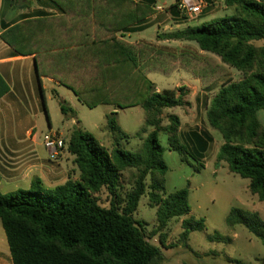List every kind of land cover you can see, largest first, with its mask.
I'll return each mask as SVG.
<instances>
[{"label":"trees","instance_id":"obj_1","mask_svg":"<svg viewBox=\"0 0 264 264\" xmlns=\"http://www.w3.org/2000/svg\"><path fill=\"white\" fill-rule=\"evenodd\" d=\"M50 1L69 15L70 23L57 26L53 18L29 19L3 32L2 40L18 55H36L39 81L43 76L57 81L90 108L100 103H112L117 109L140 106L146 114V124L154 130L141 153L126 152L117 140L128 135L116 123L115 111L107 116L108 129L117 136L112 153L93 134L80 128L72 131L68 151L74 156L79 180L69 179L49 190L35 177L28 190L6 195L0 191V220L12 264H159L162 250L147 241L133 215L146 193L148 174L158 173L163 179L168 172L160 133L169 136L173 150L186 151L177 137L180 118L171 115L170 125L162 126L165 109L187 105L186 90L158 92L147 74L170 72L149 67L152 62H147V56L116 35L151 16L156 0H145L143 4L132 0ZM10 2L14 10L29 5L22 0ZM224 4L233 10L232 15L169 32L163 38L195 42L201 51L215 54L245 74L241 81L221 86L210 102L207 119L224 140L218 163H227L231 173L249 179L250 192L264 202V126L257 117L264 110V47L254 45L264 39V0H224ZM174 8L172 5L170 11ZM65 33L85 39L59 43ZM68 47L82 54L101 52L102 56H60ZM8 91L0 76V97ZM41 96L47 112L42 88ZM61 111L75 115L64 103ZM126 169H137L140 175L121 211L117 199L120 176ZM102 189L113 198L109 208L101 207L94 197ZM153 189L165 193L164 179ZM188 196V189L164 198L152 194L160 227H166L174 218L190 215ZM204 222L185 220L183 238L203 229ZM227 225L244 226L264 245V221L259 214L232 209Z\"/></svg>","mask_w":264,"mask_h":264},{"label":"rangeland","instance_id":"obj_2","mask_svg":"<svg viewBox=\"0 0 264 264\" xmlns=\"http://www.w3.org/2000/svg\"><path fill=\"white\" fill-rule=\"evenodd\" d=\"M175 1L156 0L152 15H158L163 25L160 27V32L147 38L148 41L134 42L128 36L124 37L122 33L116 34L117 38L134 45L136 52L147 56V62H152L149 67L155 66L170 72L169 75L155 71L147 74V78L155 85L158 92L164 90L179 92L181 88L186 90L187 105L165 109L162 114L163 127L170 125L171 115H177L185 123L183 127L180 124L177 137L186 151L173 150L168 140L169 136L160 133V144L166 149L163 160L168 165V172L163 176L165 193L156 192L153 189L154 184L163 180L162 177L158 173H149L145 180L146 193L141 197L133 218L143 228L147 241L162 250L163 259L159 264H264V245L261 240L242 225L235 227L227 225V218L232 209L257 213L264 221V202L250 192L249 179L231 173L227 163H218L219 150L224 140L220 132L210 126L207 119L210 102L221 86L229 81H241L245 74L223 63L215 54L201 51L195 42L163 38L178 24L179 19L173 17L172 19L171 16L178 15L177 17L184 20V23L198 25L197 18L187 19L181 16L176 8L170 11ZM144 2L145 0H137L136 3ZM32 3L37 6L39 0H32ZM208 3L211 5L202 14L208 10L217 12L213 18H209L210 20L233 14L232 10L223 11L224 4L218 0H211ZM56 6L59 8L58 15L44 18L55 19L57 26L70 23L69 15L58 5ZM157 6L164 7V11L158 12ZM254 45L264 47V39L254 42ZM70 48L68 47L66 53H61L60 56H72L75 52H68ZM86 56L102 55L101 52L98 54L97 51H88ZM190 67L195 70L194 73L188 69ZM63 88L70 97H65L63 102L48 88L47 103H45L47 112H45L44 103L41 104V114L38 117L31 115L30 121L25 120L24 125H29L28 128L35 126L34 133L40 134L41 137L43 133L49 131L47 118L51 123L53 122L54 130L64 125L66 129L72 127L71 119L66 120L61 111V103H64L67 108L74 110L75 120L80 129L93 134L99 143L112 153L117 136L108 129L107 116L117 111L116 123L128 135L127 138L117 140L120 149L133 154L143 151L144 142L154 128L146 124V114L140 106L117 109L112 103H100L90 108L80 102L73 91L64 86ZM69 114L71 115V113L67 115ZM259 119L263 121L264 110L259 112ZM40 151L43 152L42 155L45 154L44 148L41 147ZM66 165L64 162L63 167L66 168ZM76 170L79 174L78 169ZM139 175L140 172L137 169H126L122 172L117 199L120 202L121 211L128 195L135 188ZM182 189L189 191L190 215L174 218L166 227H160L157 219L158 208L152 201V194H159L164 198ZM94 197L103 208H109L113 200L106 189H102ZM189 218L194 222L204 220V228L192 231L185 240L183 222ZM0 255L3 260L5 256L7 257V264H12L1 220Z\"/></svg>","mask_w":264,"mask_h":264},{"label":"crops","instance_id":"obj_3","mask_svg":"<svg viewBox=\"0 0 264 264\" xmlns=\"http://www.w3.org/2000/svg\"><path fill=\"white\" fill-rule=\"evenodd\" d=\"M22 1L25 2L26 0ZM132 1L137 2V0ZM218 1L224 4V0ZM28 2L27 7L14 10L10 5V0H0V76L9 87V91L0 97V191L4 195L18 190L30 189L32 180L35 177L39 178L42 185L49 190L65 184L69 179H80V173L78 174L73 163L74 156L68 151V142L72 131L75 128H80L76 123L75 115H65L66 120L71 119L70 124L72 127L67 129L64 125L62 128L54 130L53 122L51 123L50 119L47 118L49 131L43 133L42 137L40 134L36 135L34 133L35 126L28 128L29 125H24L25 120L30 121L31 115L34 114L35 117H38L42 112L41 88L45 103H47L46 92L48 88L56 98L63 102L65 97L69 96L57 81L45 76L41 77V81H39L35 70V54L18 55L1 38L3 32L22 21L56 16L59 13V8L49 0H39L37 6L32 3V0ZM206 2L208 6L211 5L208 3L211 0H206ZM223 7V11L232 10L227 8L225 4ZM207 8L209 7L204 8V10H207ZM211 11L208 10V12L197 16V24L201 25L209 21V18H213L214 14H217L214 10ZM177 16H171V18L179 20L175 28L170 29V32L188 26H196L184 23L185 21L180 20ZM162 25L159 16L155 14L118 33H122L124 37L128 36L134 42L148 41V37L160 32ZM147 31L149 33H146ZM75 39L81 41L85 38L82 36H68L65 33L59 39V43H74ZM68 52H75L72 56H86V53ZM259 112L257 113L258 120L264 126V119L263 121L259 119ZM184 124L181 121V127ZM46 134H57L65 142V147L57 159H51L45 148L43 136ZM41 147L44 148V155L40 151ZM64 162L67 164L66 168L63 167ZM6 259V256L3 260L0 255V264H7Z\"/></svg>","mask_w":264,"mask_h":264},{"label":"built area","instance_id":"obj_4","mask_svg":"<svg viewBox=\"0 0 264 264\" xmlns=\"http://www.w3.org/2000/svg\"><path fill=\"white\" fill-rule=\"evenodd\" d=\"M174 5L178 13L187 19L196 18L208 7L206 0H176ZM156 10L162 12L164 7L157 6ZM43 142L51 159H57L65 147V142L57 134L44 135Z\"/></svg>","mask_w":264,"mask_h":264},{"label":"water","instance_id":"obj_5","mask_svg":"<svg viewBox=\"0 0 264 264\" xmlns=\"http://www.w3.org/2000/svg\"><path fill=\"white\" fill-rule=\"evenodd\" d=\"M35 68H36V66H35ZM36 70V69H35Z\"/></svg>","mask_w":264,"mask_h":264}]
</instances>
